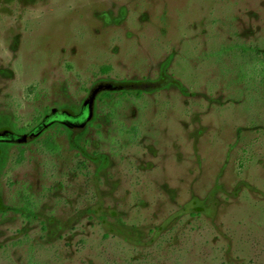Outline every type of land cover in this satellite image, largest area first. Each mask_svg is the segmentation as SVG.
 I'll return each mask as SVG.
<instances>
[{"label":"rangeland","instance_id":"rangeland-1","mask_svg":"<svg viewBox=\"0 0 264 264\" xmlns=\"http://www.w3.org/2000/svg\"><path fill=\"white\" fill-rule=\"evenodd\" d=\"M260 61L264 0H0V124L94 98L9 153L0 264H264Z\"/></svg>","mask_w":264,"mask_h":264},{"label":"flooded vegetation","instance_id":"flooded-vegetation-1","mask_svg":"<svg viewBox=\"0 0 264 264\" xmlns=\"http://www.w3.org/2000/svg\"><path fill=\"white\" fill-rule=\"evenodd\" d=\"M99 90L102 92L101 101L104 102L105 93L113 95L115 92H125L124 88L115 86L100 87ZM93 99V96L89 98L80 112H74L69 108H52L49 113H40L34 123L26 127H20L17 122L10 123L7 118H4L0 124V171L7 165L11 150L17 151L22 158L25 149L30 146L41 145L47 148L45 141L48 136L53 143L50 151L57 152L59 149L56 144L57 139L63 137L71 139L75 131L84 130L90 123L93 118Z\"/></svg>","mask_w":264,"mask_h":264},{"label":"trees","instance_id":"trees-1","mask_svg":"<svg viewBox=\"0 0 264 264\" xmlns=\"http://www.w3.org/2000/svg\"><path fill=\"white\" fill-rule=\"evenodd\" d=\"M260 64L262 65L261 67H262V71H263V74H264V61H260ZM139 95H140V94L138 93V96H139ZM104 98H105L106 100H112V99H113V95H112V94L105 93ZM45 146H46L49 150L52 149V147H53L52 140L50 139L49 136L47 137V139H46V141H45Z\"/></svg>","mask_w":264,"mask_h":264}]
</instances>
